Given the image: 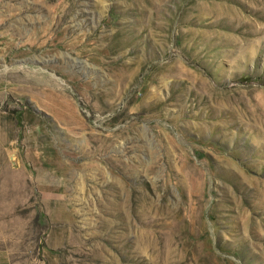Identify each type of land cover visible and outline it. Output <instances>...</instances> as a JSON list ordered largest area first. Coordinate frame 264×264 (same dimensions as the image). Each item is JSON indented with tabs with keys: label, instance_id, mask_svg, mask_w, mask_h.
I'll return each mask as SVG.
<instances>
[{
	"label": "rangeland",
	"instance_id": "rangeland-1",
	"mask_svg": "<svg viewBox=\"0 0 264 264\" xmlns=\"http://www.w3.org/2000/svg\"><path fill=\"white\" fill-rule=\"evenodd\" d=\"M0 264H264V0H0Z\"/></svg>",
	"mask_w": 264,
	"mask_h": 264
},
{
	"label": "bare ground",
	"instance_id": "bare-ground-1",
	"mask_svg": "<svg viewBox=\"0 0 264 264\" xmlns=\"http://www.w3.org/2000/svg\"><path fill=\"white\" fill-rule=\"evenodd\" d=\"M59 5V4H58ZM63 5V4H62ZM61 9V8H60ZM57 16V15H56ZM18 25V24H17ZM120 69V68H119ZM34 71V70H33ZM21 73V72H20ZM122 73V72H121ZM22 74H23V72H22ZM121 75V74H120ZM25 76L26 77H30L29 75H26L25 74ZM48 76H50V75H48ZM25 77V78H26ZM23 78V77H22ZM121 78V77H120ZM29 80H30V78H29ZM40 80V79H39ZM164 81V80H163ZM36 84H38V85H45V86H48V84H50L51 83V77H44V80H41V83L40 82H38V81H34ZM57 82V81H56ZM40 83V84H39ZM34 84V83H33ZM56 84V83H55ZM58 85V84H57ZM126 85V84H125ZM37 86V85H36ZM52 86H53V84H52ZM54 87V86H53ZM52 88V87H51ZM56 88V87H55ZM63 88V87H62ZM42 89V88H41ZM53 89V88H52ZM56 89H58V87L56 88ZM54 90V89H53ZM65 90V89H64ZM61 91V89L59 90V92ZM48 92V90H45V93H47ZM66 93V92H65ZM64 94V93H63ZM153 104H154V102H152ZM94 106V105H93ZM131 165V164H130ZM155 166V165H154ZM128 168V167H127ZM136 179V178H135ZM123 189V188H122ZM112 205V204H111ZM149 241V240H148ZM147 242V241H146ZM149 243V242H148ZM146 245V244H145ZM149 246V245H148ZM151 247V246H150ZM152 247H153V245H152ZM194 262V261H193Z\"/></svg>",
	"mask_w": 264,
	"mask_h": 264
}]
</instances>
